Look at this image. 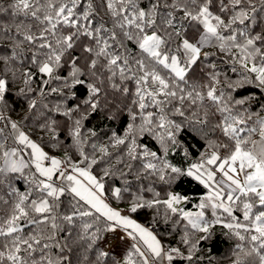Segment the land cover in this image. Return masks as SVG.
<instances>
[{
    "label": "snow or ice",
    "instance_id": "snow-or-ice-1",
    "mask_svg": "<svg viewBox=\"0 0 264 264\" xmlns=\"http://www.w3.org/2000/svg\"><path fill=\"white\" fill-rule=\"evenodd\" d=\"M9 7L13 15L23 14L39 26L37 35L24 39L43 52L41 59L35 55L32 59L38 72L47 77L42 84L59 81L63 85L59 95L65 100L69 94L77 99L83 89L84 99L63 112L61 106L56 107L69 122L65 124L70 142L67 147L78 159L50 155L16 122L10 124V135L23 147H8V137L0 128V191L9 197L0 196V264H73L70 241L77 245L86 241L85 250L91 249L101 239V219L104 230L122 229L133 241L123 261L113 264H172L183 257L179 247L166 246L150 228L107 202L103 179L112 175L108 170L102 177L93 174L92 166L98 161L84 151L83 121L97 112L101 98L106 99L109 91L130 98L133 106L125 105L131 122L123 137L113 134L114 143L125 145L127 155L142 162L146 175L167 189L191 177L208 190L196 212L180 207L190 198L175 191H166V198L161 199L160 192L149 187L146 191L153 198L145 199L144 190L137 187L132 192L126 183L123 187L109 186L112 198L129 197L130 213L163 208L166 219L178 216L183 220L181 243L192 250L183 257L188 261L220 225L242 242L235 245L233 264H264V118L250 124L251 115L245 119L235 113L229 105L245 101L226 99L225 88L231 91L239 85L221 86L216 64L204 63L215 55L204 49L214 47L231 58L233 72L238 64L264 86V29L254 31L257 14L264 13V0H259V7L254 0H99L98 4L94 0H13ZM97 8L105 10L111 27ZM7 11L0 6V12ZM0 31L6 30L0 26ZM77 47L81 55H74ZM201 65L208 69L207 83L192 79L191 74ZM65 66L70 69L68 74L56 75ZM25 75V83H30L33 74L29 71ZM245 80L252 82L246 75ZM7 86V80L0 78V102ZM51 91L58 92L56 88ZM29 107L34 108L35 102ZM176 118H180L179 123ZM213 120L217 122L213 124ZM57 127L56 120L47 118L39 125L53 134L48 143L61 147ZM189 129L204 139L208 136L205 129L213 134L218 131L228 143L208 141L209 151L201 153L198 162L182 168L169 156L177 151L185 158L190 155L181 139ZM145 134L158 143V151L137 143ZM254 135L259 138L253 139ZM91 147L97 150L96 145ZM99 150L107 155V147ZM20 181L27 184L26 191L15 186ZM65 199L67 214L60 211ZM206 209L211 210V218ZM77 221L79 235L73 237L70 229L77 228ZM190 233L202 235L193 240ZM53 248L59 249L55 258L49 254ZM109 255L99 252L97 261ZM83 259L86 261L87 255Z\"/></svg>",
    "mask_w": 264,
    "mask_h": 264
},
{
    "label": "trees",
    "instance_id": "trees-1",
    "mask_svg": "<svg viewBox=\"0 0 264 264\" xmlns=\"http://www.w3.org/2000/svg\"><path fill=\"white\" fill-rule=\"evenodd\" d=\"M12 2L13 0H0V6L8 9L7 12H0V26L6 30L0 31V78L8 82L4 100L0 102V116L4 117L3 120H0V128L4 129V135L8 137L6 144L8 147L19 146L14 143L10 135L12 132L10 124L11 122H16L22 131L26 132L49 153L61 155L62 159L66 154L72 155L73 159H78V154L73 153L72 149L67 147L70 142L67 137L65 124L69 122H66L65 117L60 112H63L65 107L74 106L75 103L82 101L84 99V90H79L77 99L73 100L69 94L68 99L65 100L59 95V91L63 90V85L59 81H52L48 85L42 84V80L47 79V77L38 72L36 65L32 63V59L34 55L37 59H41L43 52L24 39L26 35H37L39 26L37 22L31 18H25L23 14L13 15V11L9 7ZM163 2L170 3L171 0H163ZM254 2L259 7V0H254ZM94 3L98 4L99 0H94ZM97 11L100 17H103L107 26L111 27V21L105 10L97 8ZM262 29H264V13H258L254 31L260 32ZM204 51L215 54L214 57L210 56L204 63L216 64V71L221 74V86L225 84L239 85L231 91L225 88L226 99L231 97L233 101H245L243 105L230 104L229 106L233 108V111L240 113L242 118L245 119L251 115L250 124L252 121L264 118V86L259 85L255 81L254 74L245 73L238 64L236 65L237 70L233 72L230 63L231 58L218 52L214 47L205 48ZM13 53H15V58H13ZM74 55H81L79 47L76 48ZM29 71L33 74V78L30 83H25V73ZM69 71V67L65 66L56 75L66 76ZM207 71L208 69L201 65L200 68L191 74L192 79L200 83H207L208 81L205 78V72ZM241 73H244V75ZM245 75L252 81L251 83L245 80ZM128 87L131 89L133 86L129 84ZM52 88H56L58 92H52ZM129 100L130 98H125L119 93L109 91L106 99L101 98V107L97 112L83 121L84 129L86 130L82 132V136L86 141L84 151L90 158L98 161L97 164L92 166L93 174L97 177H102L105 170L112 174L103 179L106 189L105 196L113 206L128 210L130 198L125 196L123 200H114L109 190V186L123 187L127 183V185L131 186L132 192H136L137 187L144 190L145 199L153 198L152 193L146 191L149 187L159 191L161 199L166 198V191L179 192L181 195L190 198L187 203H184L186 210L198 209L197 205L208 191L203 185L191 177H184L181 182L173 185L171 189H167L158 179L146 175L142 169V162L139 159L132 160L127 155V147L125 145H116L112 140L113 134L123 137L127 125L131 122L125 107V105L133 107ZM32 102H35L34 108L29 107ZM207 103L205 101L206 105ZM58 105L61 106L60 112L56 111ZM133 110L135 109L133 108ZM185 115L191 118L189 112L186 111ZM46 118L57 121L59 125L57 127L59 141L64 146L54 147L51 143H48L52 139L53 134L39 128L40 124L46 122ZM176 119L179 123L180 118ZM217 120H213L212 123L215 124ZM136 123H140L139 119ZM205 131L208 132L207 139L202 138L201 134L195 133L190 129L185 130L181 134V139L185 147L188 148L190 155L185 158L182 152L177 151L170 154L169 159L177 166L187 168L191 163L200 160L201 153L209 151L207 148L208 141L228 143L218 131L214 134L210 129H205ZM92 132H95L96 135L92 136ZM258 138V135L253 136V139ZM137 143L147 145L153 151L159 150L158 143L152 136L147 134L139 137ZM92 145H96L97 150L93 151ZM102 147H107V155L99 150ZM221 154H224L223 151ZM25 156L27 158V154ZM81 166L83 167V165ZM25 175H28L27 171ZM15 186L20 191H26L28 187L23 181L18 182ZM0 196H3L4 199L9 198L3 191H0ZM68 210L67 199H65L60 211L67 214ZM163 211V208L159 212L155 209H141L138 213L131 214L144 226L153 228L154 233L166 246L179 247L183 257H187L192 250L181 243L185 222L178 216H171L166 219ZM205 211L208 218H211V210L206 209ZM236 215L241 216V213L237 211ZM88 219L85 218V220ZM79 225L80 221H77V228L74 230L70 229L73 237L79 235ZM98 226L102 229L99 234L101 239L97 240L91 249L85 250L83 245L86 244V241L81 242L79 245L74 241H70L69 246L73 248V264H113V261L122 262L127 252L131 249L133 241L127 243L128 246L124 248L121 255L115 253L112 247H107L109 231L104 230L105 222L103 219H101ZM62 227H66V225L62 224ZM212 231V239L200 243L199 250L194 253L192 261L177 257L172 264H233V260L237 258L235 245L242 242L232 235L228 229L220 225H216ZM189 235L193 240H196L202 233H190ZM59 238L64 239V237ZM102 251L108 252L110 255L108 258H103L98 262V253ZM49 254L55 258L59 255V249L53 248L49 251ZM84 255H87L88 259L86 261L83 259ZM197 257L200 258L197 259Z\"/></svg>",
    "mask_w": 264,
    "mask_h": 264
},
{
    "label": "crops",
    "instance_id": "crops-1",
    "mask_svg": "<svg viewBox=\"0 0 264 264\" xmlns=\"http://www.w3.org/2000/svg\"><path fill=\"white\" fill-rule=\"evenodd\" d=\"M62 159V158H61ZM105 199L107 200V202H109V200L107 199V197L105 196ZM110 203V202H109ZM111 204V203H110ZM112 205V204H111ZM113 206V205H112ZM113 207H115V206H113ZM116 208H118V207H116ZM118 209H120L123 213H125V214H128V215H130L133 219H135L138 223H140L127 209H123V208H118ZM145 227H147V226H145ZM148 228H150V227H148ZM153 232H154V230L152 229V228H150ZM119 231H123L122 229H117V231H115V232H109V234H108V240H107V242H108V245H109V243H110V241H111V243H114V242H116V241H119V240H123V241H125V243L127 242H130V241H132V240H130V239H126V238H124V239H121V237H122V233L121 232H119Z\"/></svg>",
    "mask_w": 264,
    "mask_h": 264
},
{
    "label": "rangeland",
    "instance_id": "rangeland-1",
    "mask_svg": "<svg viewBox=\"0 0 264 264\" xmlns=\"http://www.w3.org/2000/svg\"><path fill=\"white\" fill-rule=\"evenodd\" d=\"M49 154H50V155L57 156L58 158H61V155H57V154H53V153H49ZM217 175L219 176V173H218ZM180 207L184 208V204H181ZM198 210H199V209L188 210V211L196 212V211H198ZM119 232L122 233V236H123L124 238H126V239H130V238H128V237L123 233V231H119ZM124 238H123V239H124ZM130 240H131V239H130ZM130 242H132V241H130ZM126 246H128V245H127V242L125 243V241H123V240H119V241H116V242H114V243H111V241H110V243H109V245H108L107 247H108V248H111V247H112V249L115 250V253H117L118 255H121L122 251L124 250V248H125Z\"/></svg>",
    "mask_w": 264,
    "mask_h": 264
}]
</instances>
